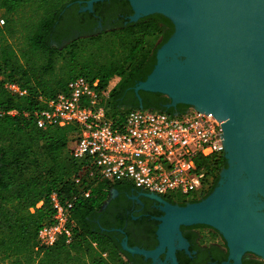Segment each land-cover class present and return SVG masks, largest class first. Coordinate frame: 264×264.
Segmentation results:
<instances>
[{"label":"trees","instance_id":"trees-1","mask_svg":"<svg viewBox=\"0 0 264 264\" xmlns=\"http://www.w3.org/2000/svg\"><path fill=\"white\" fill-rule=\"evenodd\" d=\"M86 1L0 0L4 20L0 26V262L149 264L143 256L121 247L122 235L116 237V232L108 230L109 225L96 221L112 189L133 187L98 182L89 196L82 198L85 170L71 158L69 150L76 128L38 129L23 114L37 107L35 96L47 98L64 91L67 82L76 76L98 79L101 87H107L112 78L118 79L106 102L107 114L111 116L140 107L167 113L188 107L182 104L165 107L166 97L146 91H139L142 99L139 102L133 92V86L152 70L155 52L172 30L159 25L156 15L92 30L96 20L91 13L80 10ZM151 35H158L160 40L146 50L145 39ZM6 81L20 84L28 94L24 97L10 94L4 88ZM10 109L18 112L1 114ZM224 166L225 159L220 156L206 167L214 174L208 193ZM77 176L80 180L76 184ZM51 192L61 199L75 197L72 240L66 244L58 239L51 246L39 247L37 231L51 222L48 203ZM41 200L42 205L35 207ZM247 263L264 264V261Z\"/></svg>","mask_w":264,"mask_h":264},{"label":"water","instance_id":"water-1","mask_svg":"<svg viewBox=\"0 0 264 264\" xmlns=\"http://www.w3.org/2000/svg\"><path fill=\"white\" fill-rule=\"evenodd\" d=\"M98 1L103 0H87V8ZM128 1L134 11L130 22L160 13L174 25L157 48L150 73L133 86L135 96L140 100L139 91L159 93L171 105L183 103L212 113L222 122L228 166L220 169L217 184L200 200L177 205L150 194L163 204L157 247H127L124 241L121 247L145 259H155L167 248L177 264L179 226L202 224L220 234L233 264H240L247 253L264 261V0ZM230 152L239 179L227 188ZM247 199L255 205V218L238 234L229 212Z\"/></svg>","mask_w":264,"mask_h":264},{"label":"built area","instance_id":"built-area-1","mask_svg":"<svg viewBox=\"0 0 264 264\" xmlns=\"http://www.w3.org/2000/svg\"><path fill=\"white\" fill-rule=\"evenodd\" d=\"M3 24L0 17V26ZM4 88L16 97L28 94L16 82L6 81ZM108 97L107 87H101L98 79L76 76L64 91L47 98L35 96L37 107L23 112L38 129L76 128L69 150L71 158L85 170L82 198H87L98 182L129 184L172 202L205 197L214 178L206 167L224 153L222 122L212 113L189 106L181 112L137 108L111 116L106 108ZM17 112L10 109L1 114ZM79 180V176L74 178L76 184ZM74 199L50 193L51 222L37 231L39 247L51 246L58 239L70 243L75 226Z\"/></svg>","mask_w":264,"mask_h":264},{"label":"flooded vegetation","instance_id":"flooded-vegetation-1","mask_svg":"<svg viewBox=\"0 0 264 264\" xmlns=\"http://www.w3.org/2000/svg\"><path fill=\"white\" fill-rule=\"evenodd\" d=\"M80 10L93 15L96 21L92 30L101 29L104 25V27L110 28L113 24L120 22L127 24L130 22V16L134 13L128 0L98 1L92 3L90 9L87 8L85 2ZM149 15H156L160 19L159 25L165 30H174V25L169 18L160 13ZM141 100L138 101L141 102ZM181 104L184 105L183 103L171 105L168 100L163 105L176 108ZM227 166L228 162L225 160V166L222 169ZM110 193L109 199L103 203L101 213L97 216L96 221L98 224L109 225L108 230L116 232V237L119 234L122 235L121 246L124 241L127 247H137L144 250L155 249L158 244L159 218L164 214L161 208L163 204L152 195L135 188H115ZM162 199L167 201L163 197ZM169 203L184 205L188 202L171 201ZM202 226V224H183L179 226L182 240L176 239L174 243L176 263L223 264L227 262L233 264L232 259L229 257L228 248L220 234L217 232L219 235L217 236L213 228L206 225H204L205 227ZM256 259L259 260L254 255L247 253L241 257L240 264H248L247 261ZM144 261H149V264H173L167 248L160 252L155 259L148 257L144 258Z\"/></svg>","mask_w":264,"mask_h":264},{"label":"bare ground","instance_id":"bare-ground-1","mask_svg":"<svg viewBox=\"0 0 264 264\" xmlns=\"http://www.w3.org/2000/svg\"><path fill=\"white\" fill-rule=\"evenodd\" d=\"M230 161L232 163V169L231 172L228 176V183H227V188H230L231 186H233L235 184V182L238 181L239 179V168L235 163V159H234V155L230 152ZM255 205H253L252 200L251 199H247L244 200V202L242 203V205L237 208V209H233L231 210V212H229V214L231 215V217H233L234 219V223L232 225L233 229L235 230L236 228V232H245L247 230V226L246 224L250 223V218L252 217L253 219L255 218ZM237 221H236V220ZM238 221H242L243 223H239L237 224ZM233 235L234 232H232Z\"/></svg>","mask_w":264,"mask_h":264},{"label":"rangeland","instance_id":"rangeland-1","mask_svg":"<svg viewBox=\"0 0 264 264\" xmlns=\"http://www.w3.org/2000/svg\"><path fill=\"white\" fill-rule=\"evenodd\" d=\"M2 16H3V11L0 10V17L3 19ZM159 40H160V37L158 35H151V36L146 37L145 49L146 50L152 49L158 43ZM117 82H118L117 78H112L109 80V82L107 83V89H108L109 93H110V90L116 86ZM107 101H108V99L106 100V102ZM0 264H8V262L2 261V262H0Z\"/></svg>","mask_w":264,"mask_h":264}]
</instances>
